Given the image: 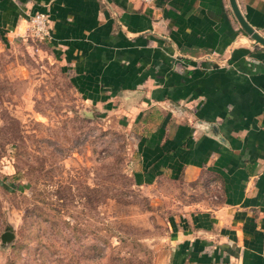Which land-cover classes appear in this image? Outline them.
Wrapping results in <instances>:
<instances>
[{
	"label": "crops",
	"instance_id": "0c3cea01",
	"mask_svg": "<svg viewBox=\"0 0 264 264\" xmlns=\"http://www.w3.org/2000/svg\"><path fill=\"white\" fill-rule=\"evenodd\" d=\"M235 2L264 37V0ZM33 11L81 99L126 116L136 170L194 194L170 263L264 264V46L228 0H0V43Z\"/></svg>",
	"mask_w": 264,
	"mask_h": 264
},
{
	"label": "rangeland",
	"instance_id": "374dc122",
	"mask_svg": "<svg viewBox=\"0 0 264 264\" xmlns=\"http://www.w3.org/2000/svg\"><path fill=\"white\" fill-rule=\"evenodd\" d=\"M44 38L0 43V264H171L194 194L146 181L126 116L85 103Z\"/></svg>",
	"mask_w": 264,
	"mask_h": 264
},
{
	"label": "water",
	"instance_id": "95a60500",
	"mask_svg": "<svg viewBox=\"0 0 264 264\" xmlns=\"http://www.w3.org/2000/svg\"><path fill=\"white\" fill-rule=\"evenodd\" d=\"M228 3H229L230 9H231L234 17L238 21V23H239L240 27L242 28V30L246 34H248L251 38H253L256 42H258L262 46H264V37L262 35H260L255 29H253L246 22V20L241 15L235 0H228ZM12 236H13V233L10 230L5 229V230H3L0 233V241L1 242H5V241L9 240L10 238H12Z\"/></svg>",
	"mask_w": 264,
	"mask_h": 264
},
{
	"label": "built area",
	"instance_id": "2783aa9c",
	"mask_svg": "<svg viewBox=\"0 0 264 264\" xmlns=\"http://www.w3.org/2000/svg\"><path fill=\"white\" fill-rule=\"evenodd\" d=\"M26 26L30 32L38 37H44L48 33V18L42 11H33L27 14Z\"/></svg>",
	"mask_w": 264,
	"mask_h": 264
}]
</instances>
